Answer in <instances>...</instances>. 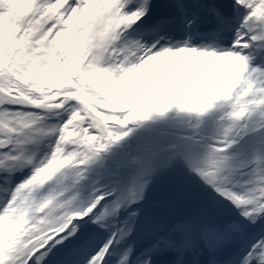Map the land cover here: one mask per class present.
Masks as SVG:
<instances>
[{"label": "snow or ice", "instance_id": "obj_1", "mask_svg": "<svg viewBox=\"0 0 264 264\" xmlns=\"http://www.w3.org/2000/svg\"><path fill=\"white\" fill-rule=\"evenodd\" d=\"M0 264H264V0H0Z\"/></svg>", "mask_w": 264, "mask_h": 264}]
</instances>
